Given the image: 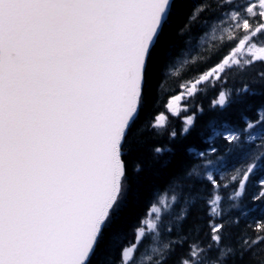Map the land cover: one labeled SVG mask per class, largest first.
<instances>
[{
  "label": "snow or ice",
  "instance_id": "6c2138e0",
  "mask_svg": "<svg viewBox=\"0 0 264 264\" xmlns=\"http://www.w3.org/2000/svg\"><path fill=\"white\" fill-rule=\"evenodd\" d=\"M0 264H264V0H0Z\"/></svg>",
  "mask_w": 264,
  "mask_h": 264
},
{
  "label": "trees",
  "instance_id": "16d2710c",
  "mask_svg": "<svg viewBox=\"0 0 264 264\" xmlns=\"http://www.w3.org/2000/svg\"><path fill=\"white\" fill-rule=\"evenodd\" d=\"M239 85H240L239 77H237L235 80L229 79V82H228L229 87H239ZM175 87H176L175 77L169 78L161 82V87L158 89L156 93V97H155L156 103H155V107L152 109V114H155L156 112L164 111V103H165L166 97L170 93H172ZM215 96H216V91L208 90L206 94H202L201 96L197 97L194 103L196 104L197 107H200V106L203 107L204 115L198 119L196 133H194L192 137L186 140L184 142L185 144H191V143L197 142L200 133L207 134L206 125L210 120L220 119V120L231 122L233 119H235L236 114L234 110L232 109H229L224 112H221L219 110H210L209 105ZM167 119L170 121L171 127H174L177 130L180 129L181 123H182V117L177 118L175 117V115H170V116H167ZM140 123L146 128L147 121L142 120ZM134 135H136L137 137H140L141 140L145 142H156V143L164 142L158 137H155L150 129L144 132L143 136L140 135V132H135ZM169 147H172L175 150L176 145L170 144ZM146 155H150V154H146ZM140 163L141 165H144L145 160H141ZM101 259H103V255Z\"/></svg>",
  "mask_w": 264,
  "mask_h": 264
},
{
  "label": "rangeland",
  "instance_id": "374dc122",
  "mask_svg": "<svg viewBox=\"0 0 264 264\" xmlns=\"http://www.w3.org/2000/svg\"><path fill=\"white\" fill-rule=\"evenodd\" d=\"M194 55H195V53H194Z\"/></svg>",
  "mask_w": 264,
  "mask_h": 264
}]
</instances>
